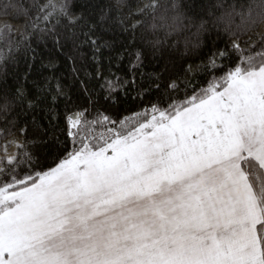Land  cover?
<instances>
[{"label":"snow or ice","instance_id":"obj_1","mask_svg":"<svg viewBox=\"0 0 264 264\" xmlns=\"http://www.w3.org/2000/svg\"><path fill=\"white\" fill-rule=\"evenodd\" d=\"M185 7L0 0L8 52L51 42L95 80L0 84V264H264V5L242 17L249 39L223 48L202 46L203 0ZM182 27L196 38L183 62L144 73ZM81 53L92 62L77 68ZM103 58L109 72L127 60L131 79H108ZM136 75L163 81L159 99L124 115L112 92Z\"/></svg>","mask_w":264,"mask_h":264},{"label":"trees","instance_id":"obj_2","mask_svg":"<svg viewBox=\"0 0 264 264\" xmlns=\"http://www.w3.org/2000/svg\"><path fill=\"white\" fill-rule=\"evenodd\" d=\"M29 3L33 2H47V0H28ZM60 2V0H57ZM80 0H69L71 4H77ZM126 2H138V0H126ZM163 7L170 8L173 2L180 4L181 9L187 16V8L185 7L190 3V0H159ZM206 5L205 9L201 12L199 19L206 21L207 31L202 33L200 40L202 46L210 43L219 44L221 48L225 44L229 43L232 39V33H236V37L243 42L249 39L251 33L245 31V26L242 17H247L251 12L252 17L255 18L257 12L261 10V5H264V0H203ZM79 12L78 9H72ZM24 19H13L14 24H23ZM187 25V18L184 21ZM199 23V20H197ZM195 32V28L182 27L179 31H175L170 37L167 38L166 44L161 46V49L156 52L155 56H149L145 61L144 73H160L164 72V67L167 65L169 70H172V59H176L177 66L182 63L179 59L181 53L184 52L185 40L194 41L196 38L192 35ZM163 37L162 33H159ZM148 38H151V34H147ZM10 39L15 40L16 37L12 36ZM254 40H258V37H253ZM176 45V47H172ZM32 48L35 49L33 53L30 49H26L23 44L18 48L13 47L11 52H8V41L0 39V54H4V58L0 59V84H14L18 83V86H23L25 91L31 89L35 91V84L39 82L41 85L51 82L52 87L56 86L57 81L63 85L66 91L73 89L83 91L81 81L94 84L95 80L92 79V68L85 67L79 72H73L72 64L67 59L66 54L58 53L52 48L51 42L37 43L35 40L32 42ZM196 51H199L197 49ZM87 55V61L82 57ZM50 57L54 60V63L50 65ZM149 61H151L149 63ZM92 62L91 56L87 53H81L78 57L77 68L81 64H87ZM199 63V61H196ZM103 64L106 66L102 69L104 75L113 80L114 82L119 78L120 80L131 79V74L127 71L128 62L124 60L121 65L113 64L111 71L107 69L108 60L103 58ZM187 68V64H185ZM197 79L193 80L194 83L198 82L199 70L195 71ZM193 73L189 74V79H193ZM47 78V80L45 79ZM155 79V77H152ZM103 83V81H100ZM137 86L135 88L129 87L127 84L121 85L115 84L112 92V100H115L116 110L121 111L124 115H130L132 111H141L148 106L149 99L153 102L158 101L159 96L156 93V84H162L163 81H156L152 83L148 75L141 77L136 75ZM97 98L100 97L102 90L99 85L95 88ZM183 95V90H181ZM101 103H111L108 100H101ZM27 107V105H25ZM78 109L72 107V111L75 112ZM91 110V109H89ZM69 113L65 112L67 116ZM46 124V121L42 122Z\"/></svg>","mask_w":264,"mask_h":264},{"label":"rangeland","instance_id":"obj_3","mask_svg":"<svg viewBox=\"0 0 264 264\" xmlns=\"http://www.w3.org/2000/svg\"><path fill=\"white\" fill-rule=\"evenodd\" d=\"M70 123V122H69Z\"/></svg>","mask_w":264,"mask_h":264}]
</instances>
